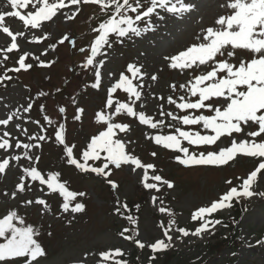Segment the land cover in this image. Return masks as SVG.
Instances as JSON below:
<instances>
[{
    "label": "snow or ice",
    "instance_id": "1",
    "mask_svg": "<svg viewBox=\"0 0 264 264\" xmlns=\"http://www.w3.org/2000/svg\"><path fill=\"white\" fill-rule=\"evenodd\" d=\"M83 5H95L100 9V13L105 17L100 19L97 26L91 31L96 33L90 45L81 47L80 53L87 55L81 64L85 70H92L94 80L87 87L96 91H103L105 75L110 81L115 82L107 88L106 99L102 102V107L95 113V123L99 129L91 135L85 142L86 146L80 151L77 144L69 143L66 140L67 126L65 122H59L54 129V138L57 145L63 146V160L68 166H74L81 173H93L103 177L113 190H118V183L110 177L114 174L110 166L120 169L122 166H130L131 171L144 169V179L141 181L144 189L161 191V185H166L172 189L174 184L159 174L151 176L153 182H148V170L155 171L153 163H144L142 160L128 150L132 141L119 138L118 133H129L131 125L123 122H116L121 115L132 117L138 120L140 125L147 126L151 130L162 129L165 126L173 128L174 132L169 134L145 133V139L150 140L156 146L174 153L172 159L184 167L193 166H230L239 159L250 160L253 168L247 172L246 178L237 187L233 186V180H227L228 190L220 196L218 201L210 203V206L200 207L192 216V221H201L200 226L195 228L191 235L199 236L206 231L209 224H220V220H207L204 214L216 212L218 209L228 206L226 202L233 199L239 200L241 197H252L258 195L264 197V191H252L253 184L264 181V0H228L226 7L230 9V14L220 15L211 26L202 28L200 33L194 37V42L184 50L175 55L165 57L167 66L180 73H191V78L186 79V83L177 85L170 84L173 95L167 97V104L174 105L176 112L164 110V96L152 97L161 101L159 105L160 119H155L143 110L147 99L145 89L150 92L151 83L158 80L156 74L144 71V66L136 62L128 63L126 71L131 75L120 72L118 79L116 75L108 71H102L108 62L109 50L114 47V43H122L124 38L132 39L139 37L144 32L151 30L154 26L151 23L153 14L158 15L157 9L165 10L173 16L189 14L196 9L195 3L189 0H7V7L10 10H0V33L6 34L11 39L6 48L0 49L3 52V59H0V66H5L9 59V54L17 53V66L4 67V73L0 74V83L11 82L14 77L10 73L19 74L22 70L28 71L33 68L32 63L27 60L31 56L41 67L51 66L52 62H45L39 56H35L29 51H24L18 42V37L27 39L25 31H13L10 26H6V18H17L22 22V27L27 31H43L42 22L53 21V18L63 10L74 6V11L70 15L65 13L67 20H73L77 13L81 11ZM23 10V11H21ZM135 14V15H132ZM163 19V17H160ZM144 26L141 27L140 25ZM48 36H32V41L40 42ZM115 37V41L112 37ZM69 39L66 34L57 43L50 44L41 55H46L48 50L55 51L58 44H63ZM74 46V42H73ZM103 57V58H101ZM232 61H235L233 63ZM198 73V74H197ZM135 81V83H134ZM122 90L127 94V100L114 99L113 94L117 90ZM183 94L174 98L177 91ZM57 93L61 88H56ZM48 95L43 91L37 93V97ZM71 104L77 105L75 96L71 98ZM34 102H29L23 107L24 113H30ZM58 113L62 116L67 109L57 105ZM40 110L44 111V105H40ZM85 109L75 107L74 121H81ZM183 112L184 114H179ZM199 112L200 114H194ZM207 112L208 114H205ZM24 118L17 109L0 119V126H8L10 122ZM43 119L49 126L57 124V121L44 115ZM172 123H167L168 120ZM40 124L39 120L31 121ZM16 128L26 137L28 142H23L19 138H12V134L3 131L0 134V151L5 153L0 158V174H6L9 168L15 167L21 174L14 185L10 196L17 199L23 195L28 197L33 193L36 185L31 182H39V185H46L48 192L40 188V192L47 194L59 193L63 197L60 206L63 212L70 209V202L77 196L84 197L87 194L83 191L73 192L66 187V182H61L59 172H48L47 176L42 174L39 168L41 155H35V150L42 148L43 142L52 138L47 134L29 135L27 129L22 128L21 123H16ZM182 126H196L199 130L189 128L185 130ZM41 130L47 133V129L41 126ZM211 148V150H208ZM203 149V150H201ZM13 150L19 154L13 155ZM22 150V151H21ZM152 157L158 155L153 151ZM27 161L25 166L21 161ZM91 162V163H90ZM97 162H100L97 165ZM9 196L7 190L3 193ZM152 202L157 200L163 205L164 201L160 196L153 195ZM24 206L33 204L43 206V210L50 212L51 207L42 196L35 199L26 198L22 201ZM114 207V213L126 219L130 224L137 223L136 218L125 212L129 210L128 204L121 203L118 199ZM85 204L75 203L71 207L72 213H82ZM138 207V206H137ZM160 213H168L170 217L174 214L167 207H159ZM18 222V224L16 222ZM175 224L174 218L167 221V227L163 221L159 227L163 229L165 239L156 238L154 242L144 243L140 239L135 240L139 249L146 246L153 254L169 249L173 237L169 235L172 226ZM136 232V229L124 228L118 233L126 240H132L133 236H125L127 232ZM183 236H189V231L183 227L177 229ZM39 235V231L31 225L25 226L24 218L16 210L8 211L0 219V264H8L14 258L26 257V264H39V258L46 255L41 244L34 237ZM51 235V233H49ZM262 243V241H257ZM85 257L88 253L85 252ZM124 252L116 247L114 250L99 251L101 258L99 264H107L110 258L122 257ZM157 257H149V264H154ZM73 264H86V260H77ZM114 264H129L127 260H114Z\"/></svg>",
    "mask_w": 264,
    "mask_h": 264
},
{
    "label": "rangeland",
    "instance_id": "2",
    "mask_svg": "<svg viewBox=\"0 0 264 264\" xmlns=\"http://www.w3.org/2000/svg\"><path fill=\"white\" fill-rule=\"evenodd\" d=\"M189 2L195 3L197 7L191 13L182 16H173L158 8V15L153 14L151 17L154 27L139 37L124 38L122 43H114V47L109 50L106 67L102 70L105 74L108 71L113 72L118 79L120 72L130 76L131 74L126 71V66L128 63L136 62L144 66V71L149 74L148 79L151 74H156L158 80L151 83L150 92L147 88L145 89L147 99L143 103L146 107L138 108L155 119L161 118L159 116L161 101L153 98L151 93H154L156 97L161 95L165 97L163 102L165 111L176 112L174 105L167 104V97L173 95L169 85L186 83V79H190L192 75L188 73L186 76L178 70L170 69L164 58L184 50L194 42V37L200 33L202 28L211 26L220 15L230 14L231 11L226 7H220L226 5L228 0H189ZM74 10V6H69L62 13H58L53 21L42 22L43 31H27L17 18H9L6 26H10L14 32L25 31L27 39L18 37L22 49L39 56L46 63L52 61L54 63L48 67H41L30 56L27 62L32 63L33 68L28 71L22 70L19 74L10 73L14 79L11 82L0 83V119L6 118L9 113L17 109L24 118L23 122L17 119L15 122H10L8 126H0V134L8 131L13 139L19 138L23 142H28L15 126L16 123H21L22 128L27 129L29 135H49L52 139L43 142L42 148L36 149L34 153L42 156L39 168L42 169L45 177L48 172H59L61 182H66L69 191L85 192L86 196H77L70 202V209L75 203H83L86 206L85 210L82 213H72L70 209L67 213L63 212L60 207L64 202L63 197L58 192L47 195L41 193L40 188L44 189V193L48 190L46 185L41 186L38 181L31 182L36 185V188L28 197L21 195L17 199H12L10 193L21 174L13 162L14 166L9 168L6 174H0V219L8 211L16 210L24 218L25 226L31 225L39 231V235L34 238L46 253L44 257L39 258V264H73L77 260H86V264H99L101 259L99 251L114 250L116 247L121 248L124 255L110 258L107 264H114V260L119 259L127 260L130 264L135 253H137L136 259L139 257L140 261H143L141 258L144 254L142 253L150 250L147 246L139 249L135 244L136 239L146 244L154 242L156 238L165 239V242H168L163 236V229L159 227L161 221L167 224L170 219L167 217L168 213L159 212V207L164 206L174 214L171 218H174L175 224L169 232V235L173 237L172 246L159 252L161 255L173 252L187 259L206 262V264H264V197L258 195L241 197L240 199L243 200L240 203L243 206L236 220L233 219L234 213L229 209L230 201L226 202L228 206L225 208L204 214L207 220H220L221 224L214 226L209 224L207 230L199 236L191 235L201 223L199 220L192 221V214L200 207H207L211 202L218 201L220 196L228 190L227 180H233V186H239L242 179H237V177L246 178V172L253 167L250 160L241 158L231 163L230 166H201L199 169L180 170L179 166L182 165L175 162L169 155L174 154L172 151L165 150L145 139L146 132L152 135L169 134L173 133L174 129L165 126L162 129L151 130L147 126L140 125L135 118L126 115H121L116 122L130 124L131 130L127 134L118 133L119 138L132 141L128 150L139 158L141 157L142 162L155 164V171L148 170L149 183L153 182L152 175L159 174L162 177L165 175L173 179L172 189H168L166 185H161L159 193L155 190L144 189L141 183L144 179V169H137L133 172L130 166H122L120 169L114 167L112 180L116 181L119 187L118 190H113L90 175H81L79 170L74 166H68L62 159L63 146L55 143V127L59 122H65L67 142L69 145L77 144L75 151L82 150L86 146V140L100 130L95 123V113L101 109L102 102L106 99L107 88L115 82L110 81L105 75L103 91L87 87L94 80V73L90 69L85 70L81 67L87 52L80 53L79 49L87 48L90 38L95 34L91 31L93 26L86 23L87 15L93 10L85 9L82 15H76L73 20H67L65 13L70 15ZM45 33L48 36L42 41H32L33 35L44 36ZM66 34L69 39L63 44H58L55 51L49 49L46 55H41L50 44L55 42L54 40L60 41ZM112 39L115 41L116 38L113 36ZM10 42L11 39L7 37L0 44V49L6 48ZM0 59H3L2 51H0ZM17 60V53L9 54L5 66L15 67ZM232 62L235 63V61ZM5 66H0V74L4 73ZM56 88H61L62 91L57 93ZM41 91L48 95L37 97V93ZM114 94V99L127 100L126 94L118 93L116 96ZM182 94L178 90L174 98ZM72 96L77 99L75 106L71 104ZM29 102H34L33 109L30 113H24L23 107H26ZM41 104L44 105L43 112L40 110ZM57 105L66 107L65 115L58 113ZM75 107L85 109L82 120L79 122L72 119ZM205 114L208 113L205 112ZM44 115L57 121V124L49 126L43 119ZM35 120H39L40 124L31 122ZM167 123H172V121L169 119ZM41 126L47 129V133L41 130ZM182 127L185 130L189 128L199 130L196 126ZM153 151L158 153L156 157L150 155ZM12 154L19 153L13 150ZM4 155L5 153L0 151V158ZM21 163L28 165L27 161L22 160ZM5 190L8 191L9 196L3 195ZM252 191H264V181L254 183ZM153 195L160 196L164 201L163 205L159 200L154 204L151 199ZM36 196H42L48 202L51 207L50 212L44 211L43 206L22 204L24 199H35ZM117 199L121 203L126 202L137 217V223L131 224L136 232L131 233L132 235L128 232L125 234V236H133L132 240H126L118 235V230H123L128 224L113 211L117 206ZM231 217L234 221L226 223L225 221ZM180 227L188 230L189 236L179 233L177 229ZM233 232L235 236H232ZM223 237L231 238L233 240L231 245L234 248H227L223 245L220 251L218 250L219 252L207 254L208 244L211 245ZM257 241H262V243H257ZM2 242L3 238H0V243ZM216 248L218 249V246ZM85 252L88 253L87 257L84 255ZM26 260V257L14 258L8 264H26Z\"/></svg>",
    "mask_w": 264,
    "mask_h": 264
},
{
    "label": "trees",
    "instance_id": "3",
    "mask_svg": "<svg viewBox=\"0 0 264 264\" xmlns=\"http://www.w3.org/2000/svg\"><path fill=\"white\" fill-rule=\"evenodd\" d=\"M130 203V202H129ZM131 205V203H130ZM235 212L238 213V208L234 207ZM133 210V209H131ZM218 245H228L229 241L227 239H224L222 241L217 242ZM181 257H175L173 255H165L164 257H158L155 259L154 264H183L184 260Z\"/></svg>",
    "mask_w": 264,
    "mask_h": 264
},
{
    "label": "bare ground",
    "instance_id": "4",
    "mask_svg": "<svg viewBox=\"0 0 264 264\" xmlns=\"http://www.w3.org/2000/svg\"><path fill=\"white\" fill-rule=\"evenodd\" d=\"M0 10H10L8 7H7V0H0ZM10 18V17H9ZM9 18H6L5 19V24L8 23V20ZM7 37H6V34H3V33H0V44L3 43L4 40H6ZM9 40V39H8Z\"/></svg>",
    "mask_w": 264,
    "mask_h": 264
}]
</instances>
